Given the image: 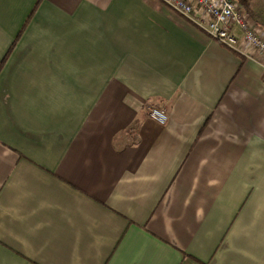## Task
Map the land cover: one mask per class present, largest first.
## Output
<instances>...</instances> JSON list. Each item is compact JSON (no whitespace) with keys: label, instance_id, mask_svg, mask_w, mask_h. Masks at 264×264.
<instances>
[{"label":"crops","instance_id":"crops-1","mask_svg":"<svg viewBox=\"0 0 264 264\" xmlns=\"http://www.w3.org/2000/svg\"><path fill=\"white\" fill-rule=\"evenodd\" d=\"M0 65V264H264L259 59L160 0H0Z\"/></svg>","mask_w":264,"mask_h":264},{"label":"built area","instance_id":"built-area-1","mask_svg":"<svg viewBox=\"0 0 264 264\" xmlns=\"http://www.w3.org/2000/svg\"><path fill=\"white\" fill-rule=\"evenodd\" d=\"M171 11L233 52L261 61L264 70V38L252 19L234 0H160ZM149 117L160 125L167 122L163 109L148 108Z\"/></svg>","mask_w":264,"mask_h":264},{"label":"rangeland","instance_id":"rangeland-1","mask_svg":"<svg viewBox=\"0 0 264 264\" xmlns=\"http://www.w3.org/2000/svg\"><path fill=\"white\" fill-rule=\"evenodd\" d=\"M239 1H244V0H239ZM245 1L246 3L249 4V6H251L252 13L257 15V17H259L260 20L264 22V0H245Z\"/></svg>","mask_w":264,"mask_h":264},{"label":"trees","instance_id":"trees-1","mask_svg":"<svg viewBox=\"0 0 264 264\" xmlns=\"http://www.w3.org/2000/svg\"><path fill=\"white\" fill-rule=\"evenodd\" d=\"M0 67H1V65H0Z\"/></svg>","mask_w":264,"mask_h":264}]
</instances>
